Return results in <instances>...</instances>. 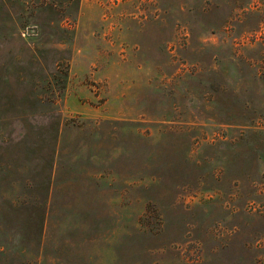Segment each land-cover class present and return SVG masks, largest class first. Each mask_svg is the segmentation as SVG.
Masks as SVG:
<instances>
[{
    "label": "rangeland",
    "instance_id": "rangeland-1",
    "mask_svg": "<svg viewBox=\"0 0 264 264\" xmlns=\"http://www.w3.org/2000/svg\"><path fill=\"white\" fill-rule=\"evenodd\" d=\"M0 264H264V0H0Z\"/></svg>",
    "mask_w": 264,
    "mask_h": 264
}]
</instances>
